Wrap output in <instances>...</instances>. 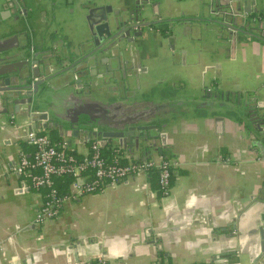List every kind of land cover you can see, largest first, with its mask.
<instances>
[{"label":"crops","instance_id":"obj_1","mask_svg":"<svg viewBox=\"0 0 264 264\" xmlns=\"http://www.w3.org/2000/svg\"><path fill=\"white\" fill-rule=\"evenodd\" d=\"M147 1L159 22L137 48L140 97L171 102L181 113L159 129L160 153L122 154L158 164L165 152L172 168L168 193L159 195L156 176L140 172L114 187L70 192L54 218L37 224L42 195L12 172L27 123L0 115V264H84L99 254L108 264H247L259 256L256 264H264L256 230L264 211V161L242 124L245 108L230 100L251 99L258 116L264 113V41L219 42L206 22L205 0ZM58 2L38 0L20 15L21 30L34 36L59 8L69 19L75 5ZM12 12L8 5L2 16L10 19ZM167 20L175 21L165 41ZM70 28L62 36L71 37ZM214 98L226 106L204 104ZM39 131L52 132L78 154L87 149L80 138Z\"/></svg>","mask_w":264,"mask_h":264},{"label":"water","instance_id":"obj_2","mask_svg":"<svg viewBox=\"0 0 264 264\" xmlns=\"http://www.w3.org/2000/svg\"><path fill=\"white\" fill-rule=\"evenodd\" d=\"M37 1L0 0V115L14 125L26 122L27 129L96 140L112 151L160 153L159 129L175 111L171 102L140 97L137 48L159 22L152 20L148 1L59 0V6L75 5L71 17L66 19L59 8L42 30L28 36L21 30L20 15L24 18ZM8 5L13 9L10 19L2 16ZM203 5L219 42L233 44L244 37L264 41V0H205ZM167 21L161 36L165 41L171 40L166 33L175 20ZM66 27H71V37L62 36ZM13 30L18 32L6 35ZM215 98L204 104L224 105ZM230 100L245 108L242 124L264 161V113L258 116L251 99L236 95ZM256 225L263 252L264 211Z\"/></svg>","mask_w":264,"mask_h":264},{"label":"built area","instance_id":"obj_3","mask_svg":"<svg viewBox=\"0 0 264 264\" xmlns=\"http://www.w3.org/2000/svg\"><path fill=\"white\" fill-rule=\"evenodd\" d=\"M24 141L31 148V152H19L17 161L12 168L29 189L38 191L45 187L46 192L34 214V221L41 224L54 218L62 202L71 195H59L51 187L52 178L68 175L72 178L70 192L76 194L91 193L102 190L104 187H114L120 181L137 173H146L150 169L157 171V185L161 194L169 190L171 162L161 160L155 164L152 160L127 159L122 152L113 150L110 158L103 156L100 144L96 140L87 141V149L79 159L66 152V141L53 142L45 133L39 130L27 129ZM84 264H108L105 257L97 255L92 261Z\"/></svg>","mask_w":264,"mask_h":264},{"label":"trees","instance_id":"obj_4","mask_svg":"<svg viewBox=\"0 0 264 264\" xmlns=\"http://www.w3.org/2000/svg\"><path fill=\"white\" fill-rule=\"evenodd\" d=\"M40 132L43 133V131H40ZM48 136L55 143H59L61 140L52 132H48ZM19 144L23 148V152H26V153L31 152V148L26 145L25 141H21V142H19ZM100 149H101V152H102L104 157H106V158L111 157L112 149H108V148L102 147V146L100 147ZM66 152L69 153L70 155H72L73 157H75L76 159H79L82 156L81 154L76 153L74 150H66ZM126 160H127V158L123 157L120 159V162H125ZM162 160H167V157L165 156V152L162 154ZM171 170H172V168L170 167V176H171V172H172ZM149 172L152 173L157 178L156 169H154V168L150 169ZM169 180H170V178H169ZM71 182H72L71 177H69L68 175H61V176L52 178L51 187H54L57 194H59V195H68L70 193V183ZM157 189H158V187H157ZM38 191L43 196L46 192V188L42 187ZM157 191H158L159 195H162L159 192V189Z\"/></svg>","mask_w":264,"mask_h":264},{"label":"flooded vegetation","instance_id":"obj_5","mask_svg":"<svg viewBox=\"0 0 264 264\" xmlns=\"http://www.w3.org/2000/svg\"><path fill=\"white\" fill-rule=\"evenodd\" d=\"M52 13H55V11L54 12H52ZM172 44H169V46H171ZM172 110H174L175 112H173V113H171L173 116L172 117H174V115H176L177 113H181L177 108H175V106H174V108H172ZM179 112H178V111ZM177 111V112H176Z\"/></svg>","mask_w":264,"mask_h":264},{"label":"rangeland","instance_id":"obj_6","mask_svg":"<svg viewBox=\"0 0 264 264\" xmlns=\"http://www.w3.org/2000/svg\"><path fill=\"white\" fill-rule=\"evenodd\" d=\"M52 10V9H51ZM53 11V10H52ZM56 11V10H55ZM69 31H70V29H69Z\"/></svg>","mask_w":264,"mask_h":264}]
</instances>
